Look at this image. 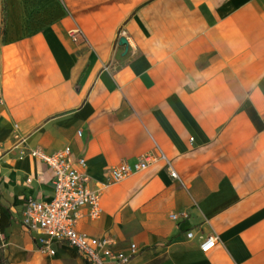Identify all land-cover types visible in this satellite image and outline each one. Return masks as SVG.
<instances>
[{
  "label": "crops",
  "instance_id": "0c3cea01",
  "mask_svg": "<svg viewBox=\"0 0 264 264\" xmlns=\"http://www.w3.org/2000/svg\"><path fill=\"white\" fill-rule=\"evenodd\" d=\"M62 145L92 188L112 166L155 157L77 224L117 249L135 244L131 264H264V0H0L10 264H89L65 244L41 253L20 224L27 197H53L54 172L31 153Z\"/></svg>",
  "mask_w": 264,
  "mask_h": 264
},
{
  "label": "built area",
  "instance_id": "2783aa9c",
  "mask_svg": "<svg viewBox=\"0 0 264 264\" xmlns=\"http://www.w3.org/2000/svg\"><path fill=\"white\" fill-rule=\"evenodd\" d=\"M75 34L73 38L75 39ZM40 158L54 172L52 180L53 197L49 201L27 197L20 215L21 226L43 254L54 255L55 244H65L89 264H131L137 254L135 244L127 249H117L116 242L110 237H90L77 230V224L87 209L91 219L101 215L99 201L101 190L111 183L119 182L134 172L147 168L155 157L144 154L134 164L122 162L109 169L108 181L102 187L92 188L90 176L86 172L83 158H75L70 146L62 145L51 154L38 151L31 153ZM170 176L176 178V172L168 164ZM171 218L176 219L175 215ZM193 237L191 231L187 232ZM218 240L215 233L207 236L200 244V250L207 252Z\"/></svg>",
  "mask_w": 264,
  "mask_h": 264
},
{
  "label": "trees",
  "instance_id": "16d2710c",
  "mask_svg": "<svg viewBox=\"0 0 264 264\" xmlns=\"http://www.w3.org/2000/svg\"><path fill=\"white\" fill-rule=\"evenodd\" d=\"M4 241L5 239L0 238V264H10L7 258L4 257L2 249H1Z\"/></svg>",
  "mask_w": 264,
  "mask_h": 264
},
{
  "label": "rangeland",
  "instance_id": "374dc122",
  "mask_svg": "<svg viewBox=\"0 0 264 264\" xmlns=\"http://www.w3.org/2000/svg\"><path fill=\"white\" fill-rule=\"evenodd\" d=\"M13 222L17 224V221L13 220ZM22 239L24 240V238H22ZM30 246H31V244L29 242H27V247L33 249V246H31V247Z\"/></svg>",
  "mask_w": 264,
  "mask_h": 264
},
{
  "label": "water",
  "instance_id": "95a60500",
  "mask_svg": "<svg viewBox=\"0 0 264 264\" xmlns=\"http://www.w3.org/2000/svg\"><path fill=\"white\" fill-rule=\"evenodd\" d=\"M121 43L126 44V40L124 38L120 39Z\"/></svg>",
  "mask_w": 264,
  "mask_h": 264
}]
</instances>
